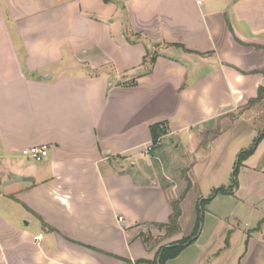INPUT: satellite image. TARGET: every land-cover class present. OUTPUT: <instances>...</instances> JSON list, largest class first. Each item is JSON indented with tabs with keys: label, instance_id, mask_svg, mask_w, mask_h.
<instances>
[{
	"label": "crops",
	"instance_id": "1",
	"mask_svg": "<svg viewBox=\"0 0 264 264\" xmlns=\"http://www.w3.org/2000/svg\"><path fill=\"white\" fill-rule=\"evenodd\" d=\"M261 88L264 0H0V264L154 262L194 228L184 210L175 236L159 227L179 191L143 172L151 127L189 156L211 136L219 149L230 124L256 117ZM34 146L48 157L30 163ZM259 206L254 227L206 210L167 264H264Z\"/></svg>",
	"mask_w": 264,
	"mask_h": 264
},
{
	"label": "rangeland",
	"instance_id": "2",
	"mask_svg": "<svg viewBox=\"0 0 264 264\" xmlns=\"http://www.w3.org/2000/svg\"><path fill=\"white\" fill-rule=\"evenodd\" d=\"M254 108L256 117L246 116L244 120L230 124L229 134L218 140L219 149L214 145L210 151V143L213 141L211 136L204 138L199 145L201 149H195L193 155L189 156L185 144L177 138L174 144L170 140L158 142L149 158L147 157L153 166L143 172L155 177L165 188L168 186L174 192L178 190V197L186 196L181 207L186 216H190L186 229L188 233L195 225L201 193L205 198L212 196L216 189H210L217 184L219 187H229L235 183L238 191L235 198L233 195L225 200L218 198L211 208L219 211L232 209L243 224L256 226L257 218L261 215L260 209L256 210L259 206L256 203L260 201L258 197L264 196V105ZM261 136L263 137L259 140ZM188 140L193 142L194 139ZM244 152L251 153L239 163V157ZM26 161L28 160H24ZM29 162L37 163L33 159ZM235 171L237 173L234 176ZM242 199H248L247 203L240 201ZM260 206L264 207V202ZM211 208L206 205L204 212ZM232 223L236 224L234 219ZM246 232V235H250L251 230Z\"/></svg>",
	"mask_w": 264,
	"mask_h": 264
},
{
	"label": "trees",
	"instance_id": "3",
	"mask_svg": "<svg viewBox=\"0 0 264 264\" xmlns=\"http://www.w3.org/2000/svg\"><path fill=\"white\" fill-rule=\"evenodd\" d=\"M115 0H104L105 3L114 2ZM130 43H135L131 39H129ZM158 53L156 51H149L145 57L144 65L147 66L146 72L149 73L151 71V67L154 65L156 59H157ZM257 103L264 104V88H261L259 90V94L257 99L251 101V105H255ZM151 133H152V143L153 145H157L158 141L162 139V137L167 133L165 130L161 128L160 125H154L151 127ZM264 136V135H263ZM261 136L259 140L263 137ZM251 152H244L239 157V163L246 159ZM237 171H235L234 176L236 175ZM236 187L235 183H232L230 187H221L219 189L215 190V193L206 200H201L199 202V206L197 208V221L194 227L193 232L183 238L182 240L172 243L169 246H163L160 248L156 260L154 262H151V264H167L168 261L177 258L185 248H187L189 245L193 244L200 233L201 224L203 221V214H204V207L208 205L217 195L219 194H231L234 188ZM186 196H180L178 199L171 202V208H172V214L170 217V221L167 225L159 226L162 230H165V238H171L175 236L180 231V219L182 216V207L181 203L184 200ZM264 224V220H262L259 224V226L254 231H261L262 225ZM252 232V231H251ZM145 244H149L151 241V237L143 236Z\"/></svg>",
	"mask_w": 264,
	"mask_h": 264
},
{
	"label": "built area",
	"instance_id": "4",
	"mask_svg": "<svg viewBox=\"0 0 264 264\" xmlns=\"http://www.w3.org/2000/svg\"><path fill=\"white\" fill-rule=\"evenodd\" d=\"M205 0H198L199 3L204 2ZM160 142V140L158 141ZM155 146L152 145L149 147V151H152ZM22 154L24 157L28 159L36 160L37 162H41L45 160L48 157V147L47 146H34L27 149H24L22 151ZM43 239V235H39V237H36V241H40Z\"/></svg>",
	"mask_w": 264,
	"mask_h": 264
},
{
	"label": "water",
	"instance_id": "5",
	"mask_svg": "<svg viewBox=\"0 0 264 264\" xmlns=\"http://www.w3.org/2000/svg\"><path fill=\"white\" fill-rule=\"evenodd\" d=\"M18 181H25V182H33L34 179L31 178V177H20V176H17V175H13L12 176V182H18Z\"/></svg>",
	"mask_w": 264,
	"mask_h": 264
}]
</instances>
